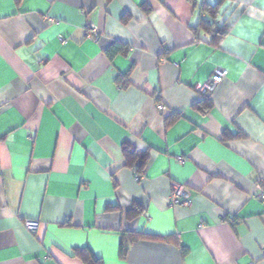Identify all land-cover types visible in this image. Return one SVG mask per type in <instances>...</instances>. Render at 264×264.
Returning <instances> with one entry per match:
<instances>
[{
    "label": "crops",
    "instance_id": "crops-1",
    "mask_svg": "<svg viewBox=\"0 0 264 264\" xmlns=\"http://www.w3.org/2000/svg\"><path fill=\"white\" fill-rule=\"evenodd\" d=\"M216 1L0 0V264H264V0Z\"/></svg>",
    "mask_w": 264,
    "mask_h": 264
},
{
    "label": "trees",
    "instance_id": "trees-1",
    "mask_svg": "<svg viewBox=\"0 0 264 264\" xmlns=\"http://www.w3.org/2000/svg\"><path fill=\"white\" fill-rule=\"evenodd\" d=\"M112 1V0H109ZM228 0H217L215 3H209V2H204L202 6V11L205 13H208L212 20L209 21V19H204L202 18L199 26L201 29L204 31L210 33L213 37H219L221 38L225 34L228 33V28L227 24L225 23L222 27H219L214 18L219 16L222 12V7L224 3ZM230 1H236V0H230ZM144 7V6H143ZM147 7H145V11H149ZM194 33H196V29L194 30ZM114 51H111V53ZM212 106V103L210 101V97H203L200 103L196 104V107L199 108L200 110H203V112L207 111L210 109ZM172 119H167L168 123H171ZM123 154L125 155V161L127 166H134L135 163L138 162V166L136 168V172L139 175L144 174V170L150 160V154H140L135 148H133L129 144H125L123 147ZM134 239L138 238V235H134ZM127 250V241L123 238L122 240V254H124ZM88 264H98V260L91 256V260L88 262Z\"/></svg>",
    "mask_w": 264,
    "mask_h": 264
},
{
    "label": "built area",
    "instance_id": "built-area-1",
    "mask_svg": "<svg viewBox=\"0 0 264 264\" xmlns=\"http://www.w3.org/2000/svg\"><path fill=\"white\" fill-rule=\"evenodd\" d=\"M91 32H88V35L93 34V36L95 38L98 37V33L96 31V27L95 26H91ZM228 72L226 70H217L215 72V74L209 79L207 80L204 84H201L197 87V90L201 93V95H203V97H209L213 91L215 90V88L227 77ZM161 110H164V106H160ZM180 162L183 161V159L179 160ZM138 177L140 178L141 175H138ZM257 189H258V196L261 197L262 200H264V180L260 179L258 184H257ZM191 203V199H190V194L189 191L187 190V188L184 185H180V184H173V188H172V195H171V205L172 206H180V205H184V206H188ZM38 225L39 223L36 221H28L27 222V227L30 231L32 232H36L38 229ZM262 254L264 257V246L262 248Z\"/></svg>",
    "mask_w": 264,
    "mask_h": 264
}]
</instances>
